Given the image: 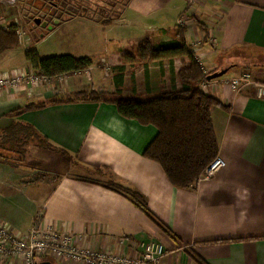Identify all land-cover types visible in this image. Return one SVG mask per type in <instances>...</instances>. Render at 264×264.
I'll return each instance as SVG.
<instances>
[{
    "label": "crops",
    "instance_id": "obj_1",
    "mask_svg": "<svg viewBox=\"0 0 264 264\" xmlns=\"http://www.w3.org/2000/svg\"><path fill=\"white\" fill-rule=\"evenodd\" d=\"M13 6L0 0V26L5 29L13 24L20 29L16 16L10 17ZM125 6L105 28L115 33L114 24L120 22L126 32L117 31L96 65L93 61L87 71L51 84L0 92V134L14 121L31 125L59 148L64 169L67 161L95 178L63 169L50 188V177L31 182L35 171L0 162V220L10 219L7 206L21 201L34 215L27 229L14 230L27 234L41 215L59 233L72 235L80 250L134 256L141 244L155 241L166 249L165 264H264V71L257 69L264 66V0H128ZM178 27H186L187 43L205 74L243 69L209 82L206 90L202 86L227 108L211 109L218 157L226 166L183 190L169 182L161 165L144 156L158 134L154 126L122 117L108 102L51 104L55 98L93 90L116 93L122 56L153 34L156 44L175 42ZM121 38L122 44L114 43ZM16 50L0 56V76L35 73L27 60L15 65ZM210 56L217 64L206 67ZM189 64L188 58L137 62L122 73L123 84L132 80L138 92L144 83L149 94L180 89L178 73ZM97 66L111 77H98L96 83L92 77L89 85L68 80L89 76ZM243 76L250 77V84L233 88L231 81ZM42 103L48 105L17 114ZM112 182L145 196L155 220L110 189Z\"/></svg>",
    "mask_w": 264,
    "mask_h": 264
},
{
    "label": "trees",
    "instance_id": "obj_2",
    "mask_svg": "<svg viewBox=\"0 0 264 264\" xmlns=\"http://www.w3.org/2000/svg\"><path fill=\"white\" fill-rule=\"evenodd\" d=\"M18 30L19 27L15 24L6 29L0 26V56L19 48L21 43L17 35ZM185 31L184 27H178L175 42L169 43L155 44L151 38L146 37L131 52L122 56L123 63L118 68L121 73L119 84L123 85L122 73L128 66H133L137 62L148 64L152 61L188 58L190 64L178 73L180 89L173 88L147 100L136 97L123 98L119 96L121 89H117L114 94L93 90L72 97L55 98L51 102V104L108 102L117 108L122 117L137 120L144 126H154L158 134L145 150L144 156L161 165L169 182L182 190L192 188L219 156L211 109L215 106L227 109L218 99L202 90V85L207 83L206 78L210 74H205L203 66L188 45ZM25 58L35 73L48 77L82 73L93 65V60L89 57L62 55L43 58L36 51L26 52ZM46 105L48 104H29L21 108L17 114L19 116L26 111L42 109ZM30 138H39L43 143V149L60 153L59 148L42 137L31 125L19 121H14L0 134V149L17 152L14 149L23 141H30ZM5 159L0 153V162ZM108 187L123 194L155 220L145 196L114 182ZM48 261L53 262L52 259Z\"/></svg>",
    "mask_w": 264,
    "mask_h": 264
},
{
    "label": "rangeland",
    "instance_id": "obj_3",
    "mask_svg": "<svg viewBox=\"0 0 264 264\" xmlns=\"http://www.w3.org/2000/svg\"><path fill=\"white\" fill-rule=\"evenodd\" d=\"M127 2L128 0H16L15 7H9L10 9L8 10L10 11V17L16 16L19 20V30L24 32L25 36L22 39V45L16 50L18 53L15 54L18 55V59L15 60V65L18 67L23 65L26 62L25 54L29 51H36L43 58L62 55L81 58V56L84 57V55L91 54L90 57L94 59V65H96L100 60V55L104 53L103 47L107 42L117 37V31L126 32L120 22H115L114 24L115 33L110 32L109 28L105 27L122 14ZM37 19L40 20L39 24L35 23ZM126 34L128 35V33ZM150 36L155 43L156 35L153 34ZM129 38L131 40L135 39L134 37ZM27 40H29L28 47L25 46ZM116 41L114 42L116 44H122L124 42L123 40L120 42ZM244 51L248 52L249 50L246 51L244 49ZM242 52L241 50L240 53ZM215 64H217L216 58H212L211 56L205 62L206 67ZM257 69L264 71V66ZM95 70V73L91 72V76L84 74L74 77L71 76L67 79L70 82L81 80L89 85L92 77L94 78L92 80L94 83L98 81V77H111V74H107L105 70L98 66ZM253 70H256V68H247L246 71L251 73ZM240 71H243V69L230 70L223 77L228 78L234 76ZM16 72L18 71H14V73ZM134 86L135 83L132 80H128L123 85L118 84L117 89L122 90L119 95L123 98L136 97L140 100H147L158 95L149 94L145 90L144 83L138 92L135 91ZM37 102H45V100L42 99ZM42 146L43 143L39 138H30V141H23L14 149L17 152L1 148L0 153L6 158L2 163H6L16 170L35 171V174L30 176L31 182L39 177H50V188H52V183L55 181V178L61 175L66 169L67 172L82 176L86 179H95L92 174L83 169L75 168L67 161L65 163L66 169H64L62 163L64 161L59 158L62 155L54 150H45ZM23 179L29 180L26 177H23ZM7 207L12 217L10 216V219L7 218V221L1 220L6 223L12 221L9 222L10 224L8 223L11 227L27 229L31 221L30 216L34 215V210L32 211L30 205L22 204L19 201L17 204L8 205ZM53 263L61 264L56 259H53Z\"/></svg>",
    "mask_w": 264,
    "mask_h": 264
},
{
    "label": "built area",
    "instance_id": "obj_4",
    "mask_svg": "<svg viewBox=\"0 0 264 264\" xmlns=\"http://www.w3.org/2000/svg\"><path fill=\"white\" fill-rule=\"evenodd\" d=\"M8 5H14L16 0H2ZM20 43L25 36L21 30L17 31ZM64 75L48 77L37 73L16 72L12 76H0V92L6 89H16L28 85L51 84L53 80L61 81ZM242 83L250 84V77L243 76L233 79V88ZM209 82L205 83L206 90ZM226 162L217 157L206 169L201 177L209 179L214 177ZM72 235L59 233L51 224L44 223L39 215L27 234L14 230L9 224L0 220V264H36L48 259H56L72 264H165L166 249L160 242H148L140 245V251L134 255H123L99 250H80L74 244Z\"/></svg>",
    "mask_w": 264,
    "mask_h": 264
},
{
    "label": "water",
    "instance_id": "obj_5",
    "mask_svg": "<svg viewBox=\"0 0 264 264\" xmlns=\"http://www.w3.org/2000/svg\"><path fill=\"white\" fill-rule=\"evenodd\" d=\"M35 23L36 24H39L40 23V20L37 19ZM225 74H227V70L217 71V72H215L213 74H210L206 78V80H207V82H212V81H214L216 79H219V78L223 77ZM36 264H54V263L52 261H44V262L36 263Z\"/></svg>",
    "mask_w": 264,
    "mask_h": 264
}]
</instances>
